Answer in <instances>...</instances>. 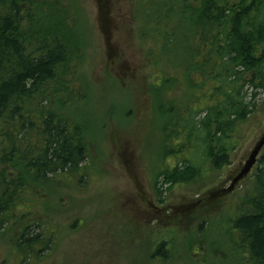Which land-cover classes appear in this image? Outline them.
<instances>
[{
	"label": "rangeland",
	"instance_id": "1",
	"mask_svg": "<svg viewBox=\"0 0 264 264\" xmlns=\"http://www.w3.org/2000/svg\"><path fill=\"white\" fill-rule=\"evenodd\" d=\"M35 5L44 22L24 31L69 40L79 92L72 104L50 99L43 105L81 126L89 160L83 185L63 176L46 185L26 181L29 196L0 226V264H24L16 240L33 225L52 234L53 244L32 264H239L232 220L239 205L250 203L258 163L232 185L264 135V88L240 127L230 164L160 194L153 184L164 131L189 95L182 47L168 48L164 57L162 47L156 50L141 0ZM156 76L166 79L159 96L151 84ZM263 155L264 149L259 159ZM163 242L168 253L156 257Z\"/></svg>",
	"mask_w": 264,
	"mask_h": 264
},
{
	"label": "trees",
	"instance_id": "2",
	"mask_svg": "<svg viewBox=\"0 0 264 264\" xmlns=\"http://www.w3.org/2000/svg\"><path fill=\"white\" fill-rule=\"evenodd\" d=\"M141 3L145 30L156 50L162 47L164 57L168 48L179 46L185 56L189 95L165 128L154 175L153 187L162 194L230 164L241 142L240 127L256 111V92L264 88V0ZM35 4L0 0V226L29 196L26 181L46 185L63 176L83 185L89 160L81 126L43 105L50 99L72 104L79 92L69 40L24 31L30 23L44 22ZM165 80L156 76L151 81L158 96ZM170 161L174 167L168 166ZM237 213L232 226L239 264H264V155L250 203L239 205ZM41 229L28 226L16 240L24 264L52 247L53 235ZM167 253L163 242L155 256Z\"/></svg>",
	"mask_w": 264,
	"mask_h": 264
},
{
	"label": "water",
	"instance_id": "3",
	"mask_svg": "<svg viewBox=\"0 0 264 264\" xmlns=\"http://www.w3.org/2000/svg\"><path fill=\"white\" fill-rule=\"evenodd\" d=\"M263 149H264V135L262 136V138L257 143L256 147L254 148L252 154L250 155V157H249L248 161L246 162V164H245L243 170L241 171L240 175L236 179H234L232 188L238 182H240L244 177H246L252 171V169L257 165V163L259 161L260 154H261Z\"/></svg>",
	"mask_w": 264,
	"mask_h": 264
},
{
	"label": "flooded vegetation",
	"instance_id": "4",
	"mask_svg": "<svg viewBox=\"0 0 264 264\" xmlns=\"http://www.w3.org/2000/svg\"><path fill=\"white\" fill-rule=\"evenodd\" d=\"M15 250H16V249H15ZM16 252H17V250H16ZM18 255L20 256V260H21V262H22V263H25V262H24L23 255H21V254H19V253H18ZM38 257H39V256H38ZM38 257H36V259H38ZM32 260H33V258H32L31 260H29V263L32 264V262H31Z\"/></svg>",
	"mask_w": 264,
	"mask_h": 264
}]
</instances>
